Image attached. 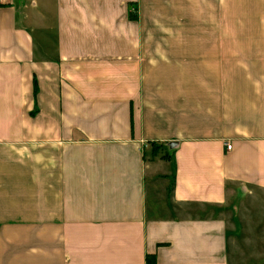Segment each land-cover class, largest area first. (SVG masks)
<instances>
[{"label": "crops", "instance_id": "obj_1", "mask_svg": "<svg viewBox=\"0 0 264 264\" xmlns=\"http://www.w3.org/2000/svg\"><path fill=\"white\" fill-rule=\"evenodd\" d=\"M234 201L264 227V0H0V264H231Z\"/></svg>", "mask_w": 264, "mask_h": 264}, {"label": "rangeland", "instance_id": "obj_2", "mask_svg": "<svg viewBox=\"0 0 264 264\" xmlns=\"http://www.w3.org/2000/svg\"><path fill=\"white\" fill-rule=\"evenodd\" d=\"M241 202L234 201L230 203L227 213L230 216L231 224V237H230V261L231 264H239L241 259L238 258L237 252L233 249L235 242L237 241V246L240 248L242 254L245 257H253L259 259V262H264V232L260 230L261 227L259 223L254 222V213L252 212V206L247 205L246 207V216L245 214L241 215V209L238 211ZM241 208V207H240ZM234 228H237V232L233 231ZM258 231H254V229ZM241 261L247 263L246 258H242ZM253 261L250 262L252 264ZM256 264V263H253Z\"/></svg>", "mask_w": 264, "mask_h": 264}, {"label": "trees", "instance_id": "obj_3", "mask_svg": "<svg viewBox=\"0 0 264 264\" xmlns=\"http://www.w3.org/2000/svg\"><path fill=\"white\" fill-rule=\"evenodd\" d=\"M147 264H157L156 257L154 254H149L147 257Z\"/></svg>", "mask_w": 264, "mask_h": 264}, {"label": "built area", "instance_id": "obj_4", "mask_svg": "<svg viewBox=\"0 0 264 264\" xmlns=\"http://www.w3.org/2000/svg\"><path fill=\"white\" fill-rule=\"evenodd\" d=\"M227 148H228V149H232V144H231V143H228V144H227Z\"/></svg>", "mask_w": 264, "mask_h": 264}]
</instances>
